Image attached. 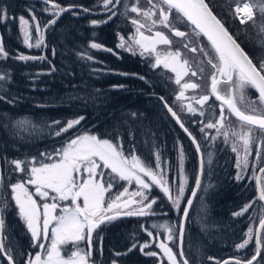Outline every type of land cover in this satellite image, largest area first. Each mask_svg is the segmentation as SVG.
<instances>
[{"label": "snow or ice", "instance_id": "6c2138e0", "mask_svg": "<svg viewBox=\"0 0 264 264\" xmlns=\"http://www.w3.org/2000/svg\"><path fill=\"white\" fill-rule=\"evenodd\" d=\"M43 2L48 4L50 0H43ZM228 2L231 3L232 0ZM98 3L102 5L105 18L90 20L91 26L106 24L117 15L127 19L134 30L127 36L118 32L116 48L134 56L150 57L152 59L149 66L153 70L162 67L175 74L174 82L179 86V90L174 93V99L170 102L165 96H159L158 100L195 146L196 152L200 154V167L195 175L190 195L186 198L188 175L184 170L185 154L182 145L178 149L176 165L178 181L173 179L171 182L164 167L167 162H162L159 151L155 153V165L153 166L136 155L134 147L125 154L118 136L116 142H113V140L101 138L95 134L77 135L63 141L61 146L53 148L52 152H41L42 160H37L36 157L8 160L4 157L3 162L10 168L14 165V168H11L12 172L23 174V179L15 183L9 182L8 188L17 214L23 220L27 232L30 233L31 248L37 250L34 253L31 251L21 253L23 264H95L90 259L93 249V233L102 224L114 221L121 214L139 217L155 215L153 205L156 203V198L150 197L153 186L160 188L180 214L181 220L177 226L165 223L152 225V227L166 233L167 241L175 242V246L180 251L174 252L169 243L161 241L156 244V247L163 253L162 257H159L154 250L144 252V254L159 257L160 264H163L164 257L167 258L168 264H190L182 247L185 221L189 218V209L193 204V199L197 197V192L206 193L209 188L213 187L211 184L202 187L204 154L201 142L197 139L193 129L199 131L203 140H210L214 143L217 138L222 137L225 145L230 144L231 151L237 156L236 167L240 170L235 177L237 180H242L245 171L249 168V157L253 155V146H255L253 172L258 167L259 171L264 173V36L259 38L256 45L260 52L255 56L250 55L225 27V23L214 14L206 0H146L147 7H141L140 0H98ZM257 5L261 13L260 32L264 33V0H247V2L235 0L234 13L241 24L253 21L255 26L253 8ZM118 8L121 10L117 11ZM73 9H79V11H72ZM43 11L50 12L53 18L41 28L36 15L29 9L33 22L32 27L37 33L34 42L29 19L24 16L19 17L22 43L29 49L41 48L42 45L46 47L43 33L51 25L56 24L62 13L71 12L74 16L94 15L97 8L83 5L61 7L53 4L51 9L46 7ZM129 12L135 13L136 16L130 17ZM229 14L233 13L230 11ZM5 19L15 20L16 17H9L7 9L0 7V20ZM178 25H183L185 30H180ZM165 30L184 41L182 48L202 53V59L197 65L199 78L204 79L203 65L205 63L212 70L209 77L210 86L207 90L186 96L188 90L195 91L203 89L204 86L191 81L182 83L189 72L193 77H197L198 72L191 67L187 58H183L180 48L172 49L174 41L170 39ZM205 38L207 43H204ZM90 47L112 52L113 55L119 57L118 52L100 43L91 42ZM9 55L3 43L0 42V61L7 60ZM81 58L95 60L87 53L82 54ZM12 59L26 62L43 61L46 57L18 54ZM51 71H55L54 66ZM92 71L98 72L101 69L93 68ZM117 74L136 76L137 79L149 83L146 77L137 73ZM160 75H163V72ZM165 79L170 80L171 78L165 77ZM9 80L10 73H0V81ZM113 87L124 88L125 85H113ZM249 89H254L258 94L255 100L248 95ZM210 96L215 98L211 104H209ZM0 101L12 104L15 98L7 99L4 95H0ZM38 106L43 107L44 105ZM206 113L207 120L196 118L204 117ZM183 114H188L192 119L186 123L181 118ZM4 115L7 116V113ZM131 115L135 116L136 113H131ZM230 117H235V124ZM83 119L84 117L80 116L68 120L66 124L54 120L46 123L45 127L49 129L50 134L61 137L63 133L79 125ZM29 124L31 121L27 117H22L15 121L14 127L23 129ZM188 124L192 127L187 126ZM55 125L61 126L57 128L54 127ZM209 130H215V135H212ZM212 155L211 151L207 153L209 165ZM118 181L127 182L129 185L134 182L137 190L129 193L127 187L120 185L123 191H118L114 198L106 203L105 194L115 187ZM172 183L177 184L175 194L172 191ZM256 184V199L264 201V179L256 178ZM29 185L34 188V193L29 189ZM2 187L3 176H0V188ZM34 197H39L44 202L40 204ZM136 197L139 199H134ZM200 201L202 207H206L203 204V195ZM182 202L184 207H181ZM254 202L253 200L246 203L233 215L243 216ZM8 206L7 199L0 200V213H3ZM4 227L5 219L0 215V232ZM144 231L149 237L154 236L151 230L145 228ZM159 235L158 231L155 238ZM244 237L235 244V248L240 251L252 244L253 254L247 259L241 256L224 261L223 264H264V217H261L255 230L250 225ZM154 240L145 241L140 245V251L151 248ZM81 244L84 247H81ZM69 245L71 248L68 247ZM136 247L137 243L134 242L128 252ZM12 252L13 249L6 248L0 240V264H3L5 260L7 264H17ZM126 254L116 253V255ZM208 259L214 258L209 257ZM112 264H117V261L113 260ZM216 264L220 262L217 261Z\"/></svg>", "mask_w": 264, "mask_h": 264}, {"label": "trees", "instance_id": "16d2710c", "mask_svg": "<svg viewBox=\"0 0 264 264\" xmlns=\"http://www.w3.org/2000/svg\"><path fill=\"white\" fill-rule=\"evenodd\" d=\"M141 3H144L143 0H140V5ZM206 3L225 23V27L242 48L252 56L260 52L256 45L264 33L260 32L259 5L253 8L256 21L254 26L253 21H247L245 24L239 22L234 13L235 0L231 3L228 0H206ZM53 4L61 7L83 5L91 8L95 6L97 12L94 15L79 16H74L71 12L62 13L56 24L51 25L43 33L46 47L42 45L41 48L29 49L22 43L19 17L24 16L29 19L34 42L37 33L32 27L29 9L36 15L43 28L44 24L53 18L50 12H45L43 9L46 7L51 9ZM0 7L7 9L9 17H16L15 20H0V42L10 54L7 60L0 61V73H10L9 81H0L2 86L0 95H4L7 99L15 98L12 104L0 101V174L3 176L0 200H4L2 192L4 193V189L7 190L4 186L7 187L9 184L5 179L14 181L18 177L13 176L22 174L12 172L11 168H14V165L10 168L3 162L4 157L8 160L25 157L29 159L36 157L37 160H42L41 152H52L53 148L60 147L63 141L81 134H95L113 142H116L118 136L125 154L134 147L135 154L153 166L155 153L159 151L162 162H167L164 164L167 177L170 180L174 177L177 181L178 149L182 145L185 154L184 170L189 175L185 192L187 198L197 173V157L192 145L171 121L157 98L165 96L171 102L174 99L175 85L171 79H165V77L171 78L169 71L162 67L153 70L149 66L152 58L134 56L116 48L118 32L125 36L133 32L130 22L117 15L106 24L91 26L90 20L105 18L102 5L98 3V0H50L48 4H45L43 0H0ZM120 10L117 9V11ZM72 11H79V9ZM230 11L232 15L229 14ZM129 16L135 17L136 14L129 12ZM91 42L113 49L119 53V57L112 52L92 49ZM204 42L207 43L205 40ZM85 53L94 57L95 60L82 59L81 56ZM18 54L44 55L46 59L26 62L12 59ZM53 66L55 71H51ZM203 66L206 72L205 64ZM191 67L198 72L197 77H192L196 83L201 84L204 81L209 83L208 71L206 74L203 73L204 79H200L197 66L191 65ZM93 68L101 69V71L93 72ZM161 72L163 75H160ZM117 73H137L146 77L149 83L137 79L136 76H122ZM113 85H125V87L114 88ZM203 86L207 89V85ZM97 89L100 91L97 92ZM5 113L7 116L4 115ZM131 113L136 115L132 116ZM80 116L84 117L80 124L69 129L67 133H63L61 137L50 134L49 129L45 127L46 123L54 120L66 124L68 120ZM22 117H27L31 124L23 129L14 127L15 121ZM181 118L186 123L192 119L188 114H183ZM196 118L207 120L208 116ZM187 126L192 127L190 124ZM193 131L201 142L204 154L202 187L208 184L213 187L206 193L198 191L197 197L194 198L189 218L185 223L182 245L185 257L190 264H216L217 261L241 256L247 259L253 254V245L250 244L247 249L238 251L235 244L245 238L244 233L250 225L255 230L259 220L264 216V205L255 197L253 169L246 170L244 178L237 180L235 178L239 171L236 167L237 157L231 151L230 144L225 145L222 137L217 138L214 143L203 140L197 129ZM209 131L215 135L213 130ZM209 151L213 153L210 165L207 158ZM254 157L255 146H253V155L249 157L251 165ZM7 194L9 195V192ZM201 195L206 207L201 205ZM150 197L156 198V203L153 205L155 215L146 216V220L131 218L116 221L103 232L105 233L104 250L106 255L111 254L110 258L116 253H127L116 259L125 260V264H140L133 260L141 259V255H145L144 251L140 252V245L145 241L154 240L158 231L160 235L155 238L149 251H156L157 239L169 243L163 231L153 228L152 225L167 223L170 226H177L181 216L157 187H152ZM253 200L255 202L243 216L233 215L243 205ZM181 207H184L183 202ZM16 210L11 202L4 212L0 213L5 219V227L0 239L6 248L13 249L12 255L17 261L21 253L35 252L36 249L31 250V237ZM145 228L151 230L154 236L149 237L144 231ZM134 242L137 243V247L128 252ZM169 246L177 252L175 242L169 243ZM209 257L214 259L210 260ZM3 264L7 262L3 261ZM17 264L23 263L17 262Z\"/></svg>", "mask_w": 264, "mask_h": 264}, {"label": "flooded vegetation", "instance_id": "af4514ba", "mask_svg": "<svg viewBox=\"0 0 264 264\" xmlns=\"http://www.w3.org/2000/svg\"><path fill=\"white\" fill-rule=\"evenodd\" d=\"M211 71L212 70H209L208 72H209V74L208 75H210L211 74ZM209 81H210V79H209ZM201 84H205V85H207V89H208V86H210L209 85V83L207 82V81H204V82H202ZM204 88V87H203ZM201 90V89H200ZM206 90V89H205ZM248 94H249V96L253 99V100H255L256 98H257V95H256V93L252 90V89H249L248 90ZM254 96V97H253ZM212 99V101H214L215 100V98L214 97H211L210 96V100ZM211 101V102H212ZM217 105L219 104V102H215ZM217 111L219 110L218 109V107H217V109H216ZM231 119H233V120H235L233 117H231ZM236 121V120H235ZM250 168H252L253 169V164L251 165V163H250V160H249V168L248 169H250ZM252 169H250V170H252ZM258 171H259V168L258 167H256L255 168V171L253 172L254 173V179H256V175H257V173H258ZM247 173V171L245 172V174ZM173 179H174V177H172ZM260 178L261 179H263L264 178V173H261V175H260ZM176 184V183H175ZM120 185H123L122 184V182H118L117 184H116V186L115 187H113L112 188V191L110 190L108 193H106V195H105V201H106V203L110 200V199H112V198H114V195L118 192V191H123V189L122 188H120ZM177 185V184H176ZM117 191V192H116ZM163 193V192H162ZM255 197H257V194H256V184H255ZM37 198V197H36ZM168 200V199H167ZM258 200V199H257ZM12 201V200H11ZM259 201V200H258ZM168 202H170L169 200H168ZM260 202V201H259ZM9 203H11V202H9ZM171 203V202H170ZM261 203V202H260ZM12 204H14V202L12 201ZM262 204V203H261ZM263 205V204H262ZM134 207H135V205H134ZM17 211V210H16ZM131 218H141V220L143 219V220H146V216H143V217H139V216H125V215H123V214H121V215H119L118 217H117V219H115L114 221H112V222H110V223H106V224H102L98 229H96V231L93 233V249H92V255H91V261H94L95 262V264H112V261L113 260H115V261H117V264H125V260H123V261H121V260H118V259H116L117 257H119L120 255H112V258H110L109 257V255H111V254H108V255H106V252H105V250H104V246H105V233H103L104 231H106L107 230V227H109V226H111L112 224H114L116 221H125V220H130ZM25 225V224H24ZM258 226V225H257ZM26 227V226H25ZM257 228V227H256ZM27 230V229H26ZM28 233V235L30 236V233L29 232H27ZM31 237V236H30ZM159 240V242H161V239H158ZM157 240V241H158ZM151 241H153V240H151ZM157 241H156V243H157ZM155 242V241H154ZM153 242V243H154ZM153 243H152V245H153ZM69 248H71V245H69L68 246ZM81 247H84V245L83 244H81ZM101 249H102V251H101ZM176 249H177V253L179 252L178 251V248L176 247ZM31 250H32V248H31ZM33 250H35V249H33ZM32 250V251H33ZM140 250V249H139ZM156 250V252L159 254V257H162L163 256V253L161 252V250L159 249V248H157V249H155ZM37 251V250H36ZM147 251H149V249H144V252H147ZM141 252V251H140ZM33 253H34V251H33ZM141 259L139 258H137V259H133L134 261H136V262H139L140 264H160V258L159 257H152V256H147V255H141ZM177 259L178 260H180V257L179 256H177ZM225 260H232V259H225ZM225 260H223V261H225ZM6 261V260H5ZM223 261H221V262H223ZM7 262V261H6ZM16 262H18V263H23V256L22 255H19L18 256V259H17V261ZM158 262V263H157ZM220 262V263H221ZM163 264H168V261H167V258L166 257H164L163 258Z\"/></svg>", "mask_w": 264, "mask_h": 264}, {"label": "rangeland", "instance_id": "374dc122", "mask_svg": "<svg viewBox=\"0 0 264 264\" xmlns=\"http://www.w3.org/2000/svg\"><path fill=\"white\" fill-rule=\"evenodd\" d=\"M143 2L144 3H141V7H147V5H146V0H143ZM135 14V13H134ZM138 18V17H137ZM179 27H180V30H185V28L183 27V25H178ZM166 31V34H168L169 35V37H170V39H172L173 41H174V43L172 44V49L173 50H175V49H177V48H180L181 49V51H182V56H183V58H187L188 60H189V62H190V65H192L193 67H195V66H197L199 63H200V61H201V59H202V53H200L199 51H197V52H191V51H189L188 49H185V48H182V44L184 43V41L183 40H181V38H179V37H175V36H172L171 35V33H168L167 32V30H165ZM205 43V42H204ZM159 47H161V48H164V47H167V46H159ZM196 61L198 62V63H196ZM205 66H206V69H207V71H209V70H211V68H210V66H207L206 65V63H205ZM206 71V72H207ZM170 72V71H169ZM205 72V71H204ZM206 72H205V74H206ZM208 74H209V72H207ZM204 74V75H205ZM170 75H171V80H172V82L174 83V85H175V88H174V90H175V93L179 90V86L178 85H176L175 84V74L174 73H172V72H170ZM193 76L191 75V72H189V74H188V76H186L185 78H184V81H182V83L183 82H186V81H191V82H196V81H194L193 80V78H192ZM209 85H210V81H209ZM208 88H209V86H208ZM206 88H203V89H197V90H195V91H193V90H188L187 92H186V96H191V95H195V94H198V93H200L201 91H204ZM207 90V89H206ZM249 95V94H248ZM211 103H213V102H211V100H209V104H211ZM196 107H199L198 105H196ZM206 108H207V105L205 106ZM219 111V110H218ZM218 113V112H217ZM206 115H207V113H206ZM230 119H231V117H230ZM232 121H233V119H231ZM233 123L235 124L236 123V121L234 122L233 121ZM214 131V133H215V130H213ZM214 135V134H213ZM235 156H236V153H235ZM237 157V156H236ZM237 161V160H236ZM106 171H110V170H106ZM240 171V170H239ZM187 173V172H186ZM187 175H188V173H187ZM14 178L15 177H18V179H15L14 181L12 180V179H5V181L6 180H8V183L9 182H11V183H15L17 180H20V179H23V174H20V175H17V176H13ZM188 177H189V175H188ZM169 181L171 182L172 180H170L169 179ZM118 182H122V184L125 186V187H127L128 188V191H129V193H131V192H133V191H135V190H137V186L135 185V183L133 182L131 185H129L127 182H124V181H118ZM117 182V183H118ZM171 186H172V191H173V194H175V191H176V187H177V185L175 184V183H172L171 184ZM5 188H7V190L6 189H4V193L2 192V197H3V199H7V201L9 202V198H11V192H10V189L8 188V186L6 187V186H4ZM156 187V186H155ZM29 189L31 190V191H33V193H34V188H32V186L31 185H29ZM157 189L162 193V191L160 190V188L159 187H157ZM111 191H112V189H111ZM9 192V195L7 194ZM163 194V196L166 198V199H168L165 195H164V193H162ZM106 195V194H105ZM34 198H36V197H34ZM37 199V201H38V203H40V204H42L44 201H42V200H40V198L39 197H37L36 198ZM134 199H139L138 197H136V198H134ZM12 202V201H11ZM14 202V201H13ZM61 203H68V202H61ZM14 206H15V204H14ZM21 221H23L22 219H21ZM165 234V237H166V233H164ZM158 240V239H157ZM157 243H159V240L157 241Z\"/></svg>", "mask_w": 264, "mask_h": 264}, {"label": "water", "instance_id": "95a60500", "mask_svg": "<svg viewBox=\"0 0 264 264\" xmlns=\"http://www.w3.org/2000/svg\"><path fill=\"white\" fill-rule=\"evenodd\" d=\"M205 40H206V38H205ZM254 90V89H253ZM254 92H255V90H254ZM256 93V92H255ZM257 94V93H256ZM258 95V94H257ZM158 98V97H157ZM165 111H166V109H165ZM167 113V112H166ZM168 116H169V118L171 119V121L174 123V125L177 127V129L186 137V139L189 141V143L192 145V147H193V150H194V152H195V154H196V157H197V164H198V167H197V171H198V169H199V167H200V154H198L197 152H196V149H195V146L191 143V141H190V139H189V137L187 136V134H185L184 132H183V130L182 129H180V127L175 123V121L170 117V114H167ZM234 119H235V117H233ZM260 175H261V172L260 171H258V173H257V175H256V178H260ZM0 176H1V174H0ZM201 179H202V177H201ZM255 184H256V179H255ZM194 186V185H193ZM256 194H257V184H256ZM190 195V194H189ZM259 200V199H258ZM193 201H194V199H193ZM260 201V200H259ZM263 205H264V201H260ZM189 211H190V209H189ZM264 217V216H263ZM180 220H181V218H180ZM185 223H186V221H185ZM258 227V226H257ZM0 238H1V232H0ZM1 240V239H0ZM178 251H180V249L178 248ZM225 261H228V260H225ZM224 262V261H223ZM223 262H221L220 264H223Z\"/></svg>", "mask_w": 264, "mask_h": 264}, {"label": "built area", "instance_id": "2783aa9c", "mask_svg": "<svg viewBox=\"0 0 264 264\" xmlns=\"http://www.w3.org/2000/svg\"><path fill=\"white\" fill-rule=\"evenodd\" d=\"M238 18V17H237ZM238 20H239V18H238ZM240 21V20H239Z\"/></svg>", "mask_w": 264, "mask_h": 264}]
</instances>
